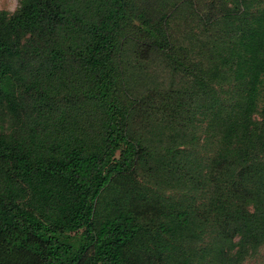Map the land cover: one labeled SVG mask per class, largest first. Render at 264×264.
<instances>
[{
  "label": "trees",
  "instance_id": "obj_1",
  "mask_svg": "<svg viewBox=\"0 0 264 264\" xmlns=\"http://www.w3.org/2000/svg\"><path fill=\"white\" fill-rule=\"evenodd\" d=\"M262 248L264 0L0 9V264H245Z\"/></svg>",
  "mask_w": 264,
  "mask_h": 264
},
{
  "label": "rangeland",
  "instance_id": "obj_2",
  "mask_svg": "<svg viewBox=\"0 0 264 264\" xmlns=\"http://www.w3.org/2000/svg\"><path fill=\"white\" fill-rule=\"evenodd\" d=\"M20 4V0H0V9L14 11ZM172 28L181 30L179 34L184 35L185 30L189 26L194 25V20H191L185 12H179L175 17L171 18ZM245 264H264V248L260 249L257 256L248 259Z\"/></svg>",
  "mask_w": 264,
  "mask_h": 264
}]
</instances>
